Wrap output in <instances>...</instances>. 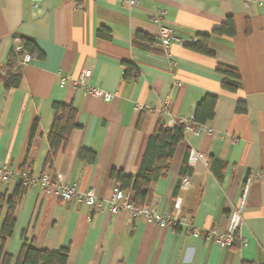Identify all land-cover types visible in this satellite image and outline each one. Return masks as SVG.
I'll return each mask as SVG.
<instances>
[{"label": "crops", "instance_id": "crops-1", "mask_svg": "<svg viewBox=\"0 0 264 264\" xmlns=\"http://www.w3.org/2000/svg\"><path fill=\"white\" fill-rule=\"evenodd\" d=\"M157 12L164 13L160 21L175 34L169 52L153 19ZM229 18L236 33L211 35L212 54L191 47L200 34H210ZM102 26L110 30V39L97 34ZM137 32L151 39L137 38ZM20 35L33 37L43 55L19 62L21 84L7 89L5 67L11 50L20 46ZM125 63L138 73L126 76ZM219 64L239 72L240 89L222 87ZM90 65L87 82L113 93L110 101L69 80L60 82ZM208 94L217 96L214 116L186 128L168 170L151 184L146 204L170 212L181 197V217L202 229L225 230L249 171L264 172V6L254 0H138L136 5L129 0H43L34 8L32 0H0V163L13 169L52 179L61 175L79 191L92 188L108 199L117 182L112 170L136 176L157 125L194 122ZM240 100L246 112L237 110ZM54 102L76 108L78 127L66 148L46 164ZM193 149L207 161L189 166ZM83 150L94 152V161L82 157ZM184 165L189 173L182 174ZM185 177L186 189L181 186ZM17 184L0 181V199H5L0 229L6 200ZM15 215L14 233L4 246L14 258L25 240L34 239L39 249L68 248L66 264H264V180L249 185L241 227L246 246L221 248L213 239L194 237L185 225L162 227L124 210L90 208L39 185L25 188Z\"/></svg>", "mask_w": 264, "mask_h": 264}, {"label": "trees", "instance_id": "trees-1", "mask_svg": "<svg viewBox=\"0 0 264 264\" xmlns=\"http://www.w3.org/2000/svg\"><path fill=\"white\" fill-rule=\"evenodd\" d=\"M236 29L232 18L228 22L215 27L212 32L200 34L198 41L192 44L195 50L212 54L209 50V41L211 35H235ZM97 34L100 37L107 39L111 38L110 30L102 26L98 29ZM136 37L140 39H151L149 35L143 32H137ZM20 50L13 48L10 52L8 62L6 64V71L3 76L4 85L7 89L18 87L23 78L22 65L19 63V58L26 52L41 57L43 54L38 48L33 37L28 35H20ZM126 76L136 75L137 68L131 63H125ZM217 70L224 74L222 80V87L229 91H237L242 87L239 72L227 65L219 64ZM217 96L208 94L199 103L194 122H190L193 126L202 124L206 119L214 116ZM54 118L48 133V141L50 145V152L45 160L46 164H50L53 159L66 148L70 136L74 129L78 127L76 123L77 110L73 105L54 102ZM237 110L246 112V103L240 100L237 104ZM37 128V122L34 123L32 129V136L30 138L28 149L31 146L32 137ZM187 125L185 123L174 124L168 126L166 123H159L156 130L149 135L146 149L140 164V168L136 176L126 175L120 169H113L111 176L120 183L124 189L131 188L133 190V200L136 205L141 206L146 204V198L151 184L156 181L165 171L168 170V165L174 155L176 146L183 141ZM82 157H86L89 161H94L95 153L90 150H83L80 152ZM189 173L187 165L182 168V174ZM27 184L23 178L18 179V184L13 194L6 200L7 211L3 219L0 229V264H66L69 256L68 248H61L59 250L39 249L34 244V239L31 241L25 240L22 243L20 252L16 258L11 254L4 252L6 240L13 235L16 224V208L25 191ZM4 197L0 199L3 202ZM176 227L175 229H179ZM249 264V263H244Z\"/></svg>", "mask_w": 264, "mask_h": 264}, {"label": "built area", "instance_id": "built-area-1", "mask_svg": "<svg viewBox=\"0 0 264 264\" xmlns=\"http://www.w3.org/2000/svg\"><path fill=\"white\" fill-rule=\"evenodd\" d=\"M43 0H32L33 7L39 8ZM247 1V0H246ZM258 4L264 6V0H254ZM131 5L138 4V0H129ZM164 13H154L153 19L160 23V40L164 46V49L169 52L171 49L172 41L175 39V34L172 28L165 23L161 22ZM18 46L16 50H20ZM36 55H32L28 52L24 53L20 58V63H28ZM93 74V65L85 68L78 77L72 75L62 76L60 82L65 84L71 81L72 85L83 86L88 92L95 97H100L105 101H110L113 93L106 91L100 87L91 85L87 80ZM181 120V123H184ZM168 126H173V121H170ZM187 127H191V124H187ZM200 130V128H197ZM207 161V156L197 150H192L189 156V166L198 160ZM23 178L28 187H35L39 185L46 192L56 194L62 200H77L85 203L90 208H102L109 207L112 213H118L121 210L127 211L131 217H144L147 221L159 226H172L174 228L181 227L183 225L188 227V231L194 237H204L206 241L214 240L215 243L221 248H231L235 245L246 246L247 240L241 232V227L244 223V210L247 203L249 185L255 180H264V172L256 169H251L246 177L242 195L238 205L233 208L228 216V226L225 230H221L218 227L210 229H202L194 225L190 220L180 216V209L182 198L177 197L174 201V210L160 213L154 206L144 204L138 206L133 200V192L131 189H124L120 183H114L112 187L111 196L108 199H100L95 193L94 189L90 188L87 191H79L75 185L66 183L61 175H58L56 179H52L47 173L34 174L27 170L18 171L8 166L6 163H0V181L9 182ZM182 188H188L189 179L185 177L181 183Z\"/></svg>", "mask_w": 264, "mask_h": 264}]
</instances>
